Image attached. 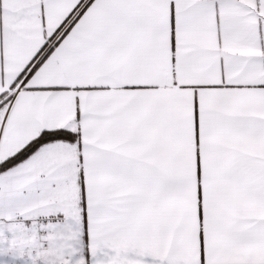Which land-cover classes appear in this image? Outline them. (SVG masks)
<instances>
[{"label": "snow or ice", "instance_id": "snow-or-ice-1", "mask_svg": "<svg viewBox=\"0 0 264 264\" xmlns=\"http://www.w3.org/2000/svg\"><path fill=\"white\" fill-rule=\"evenodd\" d=\"M0 264H264V0H0Z\"/></svg>", "mask_w": 264, "mask_h": 264}]
</instances>
